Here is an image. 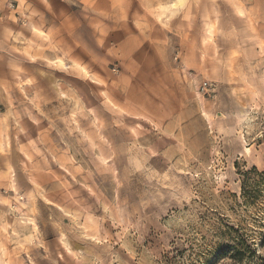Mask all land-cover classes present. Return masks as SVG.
<instances>
[{"label": "clouds", "instance_id": "1", "mask_svg": "<svg viewBox=\"0 0 264 264\" xmlns=\"http://www.w3.org/2000/svg\"><path fill=\"white\" fill-rule=\"evenodd\" d=\"M0 264H264V0H0Z\"/></svg>", "mask_w": 264, "mask_h": 264}]
</instances>
